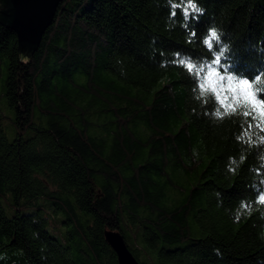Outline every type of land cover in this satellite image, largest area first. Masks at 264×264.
Instances as JSON below:
<instances>
[{
	"label": "trees",
	"instance_id": "1",
	"mask_svg": "<svg viewBox=\"0 0 264 264\" xmlns=\"http://www.w3.org/2000/svg\"><path fill=\"white\" fill-rule=\"evenodd\" d=\"M193 2L185 28L180 0H64L32 55L0 23V264H118L106 233L139 264H264V132L172 63L214 28L229 73L264 72V0Z\"/></svg>",
	"mask_w": 264,
	"mask_h": 264
},
{
	"label": "snow or ice",
	"instance_id": "2",
	"mask_svg": "<svg viewBox=\"0 0 264 264\" xmlns=\"http://www.w3.org/2000/svg\"><path fill=\"white\" fill-rule=\"evenodd\" d=\"M181 5H183L181 14L185 20L183 26L187 28L189 25L186 21L190 18L197 19V16L193 14L202 15L203 10L198 8L193 0H187L186 4L184 0H180V4L173 3L171 5L173 8L170 13L171 17L177 16L175 9L181 8ZM190 35L192 37L197 35L195 29L191 31ZM214 42L217 47L216 51L212 52ZM204 43L209 51L212 52L213 58L210 61H194L191 58H180L172 61V63L178 64L187 70L190 78L195 81L193 91L198 90L200 98H204L208 94L214 97L218 105L214 115L218 119L233 115H240L244 118L250 117L251 119L248 121L247 129H245L243 136H247L249 142H251L250 132L253 128V123L256 128L264 132V95H261V91L264 90V81L261 79L264 76V72L251 77H242L238 71L229 73L228 68L231 65L225 55L227 46L221 47V35L214 28L208 30V37ZM176 56L180 57V53H176ZM204 102L208 103L207 99ZM243 136L238 137V139H243ZM259 140L264 143V136H261ZM257 191V202L264 204V189H258ZM240 207L245 210L251 209V205L244 202L241 203ZM239 218L237 216V219Z\"/></svg>",
	"mask_w": 264,
	"mask_h": 264
},
{
	"label": "water",
	"instance_id": "3",
	"mask_svg": "<svg viewBox=\"0 0 264 264\" xmlns=\"http://www.w3.org/2000/svg\"><path fill=\"white\" fill-rule=\"evenodd\" d=\"M0 23L13 31L22 54L32 55L40 47L47 30L53 25L58 7L64 0H2ZM107 243L118 258V264H139L123 237L106 233Z\"/></svg>",
	"mask_w": 264,
	"mask_h": 264
},
{
	"label": "rangeland",
	"instance_id": "4",
	"mask_svg": "<svg viewBox=\"0 0 264 264\" xmlns=\"http://www.w3.org/2000/svg\"><path fill=\"white\" fill-rule=\"evenodd\" d=\"M5 79H6V67L3 64L2 67H1V70H0V94L2 93V91L4 89ZM1 112L5 113L6 115L9 114L8 116L12 117V114H11V112H10V110L8 108H4L3 107ZM4 129H5V132H6L7 136H8V138L10 140H13L14 137L16 136V133H17V131L14 128V126L10 122H7V123L4 124Z\"/></svg>",
	"mask_w": 264,
	"mask_h": 264
}]
</instances>
